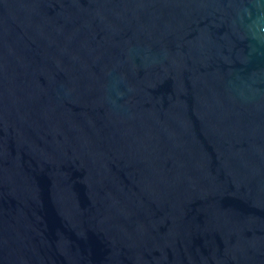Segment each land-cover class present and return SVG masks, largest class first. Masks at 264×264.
<instances>
[{"label": "water", "instance_id": "obj_1", "mask_svg": "<svg viewBox=\"0 0 264 264\" xmlns=\"http://www.w3.org/2000/svg\"><path fill=\"white\" fill-rule=\"evenodd\" d=\"M0 264H264V0H0Z\"/></svg>", "mask_w": 264, "mask_h": 264}]
</instances>
